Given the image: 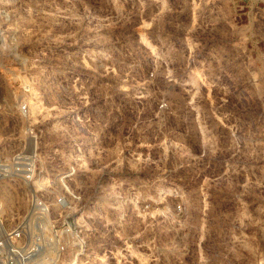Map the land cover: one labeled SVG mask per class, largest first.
Masks as SVG:
<instances>
[{"label":"rangeland","instance_id":"1","mask_svg":"<svg viewBox=\"0 0 264 264\" xmlns=\"http://www.w3.org/2000/svg\"><path fill=\"white\" fill-rule=\"evenodd\" d=\"M0 12V156L31 124L47 172L75 167L81 264H264V0Z\"/></svg>","mask_w":264,"mask_h":264},{"label":"built area","instance_id":"2","mask_svg":"<svg viewBox=\"0 0 264 264\" xmlns=\"http://www.w3.org/2000/svg\"><path fill=\"white\" fill-rule=\"evenodd\" d=\"M29 87L27 83L23 91ZM14 111L19 118L29 119L25 98L16 103ZM23 133L27 146L0 156V184L14 185L24 196L21 210L7 209L0 200V264H81L85 251L82 208L80 195L69 184L75 167L47 172L39 154L37 130L26 124ZM64 254H73L70 262L63 261Z\"/></svg>","mask_w":264,"mask_h":264},{"label":"bare ground","instance_id":"3","mask_svg":"<svg viewBox=\"0 0 264 264\" xmlns=\"http://www.w3.org/2000/svg\"><path fill=\"white\" fill-rule=\"evenodd\" d=\"M32 110H33V108H32ZM22 195H23V193L14 185H11L8 183L0 184V200L4 203V205L15 204L16 209L21 210L24 207V200H23Z\"/></svg>","mask_w":264,"mask_h":264}]
</instances>
